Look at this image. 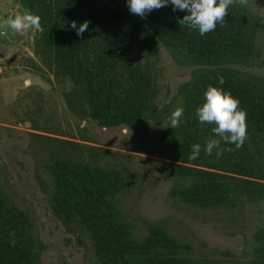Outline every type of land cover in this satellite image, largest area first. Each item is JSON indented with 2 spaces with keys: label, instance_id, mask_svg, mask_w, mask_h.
Returning <instances> with one entry per match:
<instances>
[{
  "label": "rangeland",
  "instance_id": "1",
  "mask_svg": "<svg viewBox=\"0 0 264 264\" xmlns=\"http://www.w3.org/2000/svg\"><path fill=\"white\" fill-rule=\"evenodd\" d=\"M25 1L0 0V240L9 234L21 240L28 251L23 264H101L82 220L59 212L54 201L57 187L51 166L66 156L115 170L126 183L113 201L120 216L114 237L127 244L130 263L264 264L263 241L257 236L264 228V201L245 197L236 207L219 209L191 205L172 194L181 179L163 166L187 162L231 175L224 171L222 159L235 157V145L220 140L219 157L216 148L204 152L209 139H219L214 133L204 138L212 124H199L196 138L203 146L202 159L181 160L162 149L167 130L184 129L195 107L194 87L211 77L212 68L164 44L146 50L104 32L85 36V57L140 114L128 126L100 127L84 90L65 74L40 31L30 28L19 34L6 25L12 15L31 12ZM96 1L120 9L142 28L151 24L157 10L171 8H154L141 17L129 11L126 0ZM234 1L256 17V52L251 60L226 69L264 93V0ZM177 107L183 114L179 125L170 128L169 117ZM250 147L251 172L264 176L258 171L264 166V148ZM230 185L236 187L235 182ZM20 225L23 230L13 229ZM155 230L187 248L176 252L169 245L152 244Z\"/></svg>",
  "mask_w": 264,
  "mask_h": 264
},
{
  "label": "trees",
  "instance_id": "2",
  "mask_svg": "<svg viewBox=\"0 0 264 264\" xmlns=\"http://www.w3.org/2000/svg\"><path fill=\"white\" fill-rule=\"evenodd\" d=\"M24 3L32 13L39 15L43 42L61 62L65 74L84 90V98L100 127L128 126L140 114L118 96L94 61L85 57L81 51L85 36L104 32L146 50L164 44L169 49L183 52L193 63L211 67V77H206L205 83L194 87L197 94L192 116L182 131H166L162 149L181 160L193 161L189 155L191 146L198 143L196 136L201 124L195 109L203 102V93L209 84L227 89L239 100L238 106L246 113L247 138L240 150L235 149L233 159H222L224 171L231 175L190 167L187 162L168 167L163 165L173 176L181 179L172 194L191 205L214 209L236 207L245 197L254 203L264 201V176L251 172L253 162H248L254 158L251 144L264 148V93L250 81L235 78L226 69L231 64L251 60L256 52L257 21L247 8L232 0L223 16L224 23H218L213 31L199 35L197 31L179 24V19L186 12L173 11L169 7L157 10L151 24L142 28L120 9H108L96 0H26ZM73 20L77 24L89 21L87 30L80 36L70 27ZM221 78L223 84L218 83ZM211 128L206 130L204 138L212 133ZM195 159L202 158L198 156ZM51 167L57 187L54 201L58 211L82 220L93 238L101 264H132L126 258L127 244L114 237L119 231L120 216L113 201L123 193L126 185L118 172L106 171L66 156ZM258 171L264 172V166ZM182 180H188L187 184ZM231 182H235V188ZM13 229L20 231L23 227L20 225ZM257 236L263 241L260 252L264 255V228ZM151 239L152 244L169 245L176 252L187 248L162 230L153 231ZM27 256L28 251L18 237L9 234L6 240H0V264H23ZM180 261L187 262L186 258Z\"/></svg>",
  "mask_w": 264,
  "mask_h": 264
},
{
  "label": "clouds",
  "instance_id": "3",
  "mask_svg": "<svg viewBox=\"0 0 264 264\" xmlns=\"http://www.w3.org/2000/svg\"><path fill=\"white\" fill-rule=\"evenodd\" d=\"M131 13L143 17L146 12L154 8L171 6L173 11L181 10L186 14L179 19V24L189 30H195L199 35L213 31L217 24H222L225 11L232 0H126ZM6 25L16 33L23 34L28 29L42 30L40 17L35 13L24 11L7 18ZM89 21L84 20L77 24L73 20L70 27L80 36L87 30ZM223 84V79L218 81ZM239 100L230 91L209 84L203 93V102L195 109L196 118L201 124L214 125L211 132L219 139L211 138L204 145V152L211 154L216 148V155H221L219 147L220 140L226 144H234L236 148L243 146L247 138L246 113L240 108ZM183 108L177 107L169 117V127L175 128L180 123ZM201 145L199 143L191 146L189 158L195 159L199 156ZM229 150V149H224Z\"/></svg>",
  "mask_w": 264,
  "mask_h": 264
}]
</instances>
